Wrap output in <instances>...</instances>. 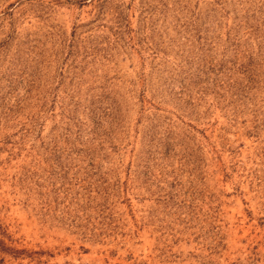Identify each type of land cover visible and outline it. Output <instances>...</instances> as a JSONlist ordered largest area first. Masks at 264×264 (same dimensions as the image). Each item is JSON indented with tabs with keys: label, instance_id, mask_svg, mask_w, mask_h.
Masks as SVG:
<instances>
[{
	"label": "rangeland",
	"instance_id": "obj_1",
	"mask_svg": "<svg viewBox=\"0 0 264 264\" xmlns=\"http://www.w3.org/2000/svg\"><path fill=\"white\" fill-rule=\"evenodd\" d=\"M0 264H264V0H0Z\"/></svg>",
	"mask_w": 264,
	"mask_h": 264
}]
</instances>
